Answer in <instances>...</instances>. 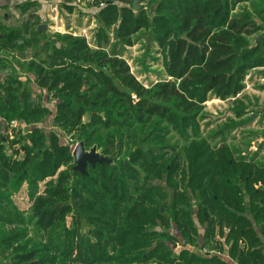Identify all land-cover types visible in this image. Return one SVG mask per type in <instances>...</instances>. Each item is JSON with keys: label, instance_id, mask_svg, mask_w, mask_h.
<instances>
[{"label": "trees", "instance_id": "obj_1", "mask_svg": "<svg viewBox=\"0 0 264 264\" xmlns=\"http://www.w3.org/2000/svg\"><path fill=\"white\" fill-rule=\"evenodd\" d=\"M104 1L96 14L100 26L93 47L85 38L57 35L29 63L33 83L13 69L0 87V131L3 120L30 126L9 146L0 132V204L11 203L27 183L30 224L47 237L30 245L31 240L24 243L27 229L0 227V264H146L156 258L171 264H222L188 250L172 254L166 242L173 237L156 230L172 221L183 247L196 245L195 216L207 227L205 239L215 235L217 226L230 230L231 254L239 264H264V241L251 220L264 238V158H235L198 137L210 96L236 98L249 73L264 68V0H154L149 13L135 10L136 0ZM243 2L250 8L236 12ZM142 31L160 48L166 74L148 87L117 50L132 46ZM8 36L0 51L9 45L21 54L28 43ZM43 53L49 57L40 58ZM42 90L57 98L55 107L50 99L46 105ZM33 92L39 93L37 101ZM50 115L54 127L78 134L85 148L96 146L114 165L90 166L87 175L73 169L58 173L70 152L54 131L46 137L37 126ZM174 136L185 144L181 155L189 177L184 193L174 191L167 205L168 193L146 183L137 187L145 190L141 201H134L126 180V173L134 180V166L165 177L172 186L182 168L179 157L167 158V148L161 156L150 145L166 144ZM47 178L41 193L38 185ZM83 223L89 226L87 234ZM157 238L162 239L153 247Z\"/></svg>", "mask_w": 264, "mask_h": 264}, {"label": "rangeland", "instance_id": "obj_2", "mask_svg": "<svg viewBox=\"0 0 264 264\" xmlns=\"http://www.w3.org/2000/svg\"><path fill=\"white\" fill-rule=\"evenodd\" d=\"M65 3V6H67L68 12H75L73 15H69V19H72L70 22H65L66 26H63V29L56 27L58 25V17L56 16L54 22V32L51 33L50 40L52 43L54 40L56 41L57 35H66V34H72L74 37H81L85 38L89 45L91 47L94 46L95 41V33L96 30L99 29V23L96 21H92L89 18L90 17H84L85 11H93L97 14L99 10L103 7L101 5H98L96 3L92 4L91 0H62ZM154 0H136L134 3H136L137 8L136 11H140L141 9H144L146 12H150L152 8ZM69 3V4H66ZM134 6V4H133ZM244 8H250V2H243L238 7L236 12L242 11ZM63 12V17H65V14ZM95 14V15H96ZM68 17V16H66ZM79 19H82L83 23L80 26L77 22ZM69 23V24H68ZM80 27H78V25ZM72 26H77L76 32H69L68 28ZM11 35L14 37V32L11 31ZM8 36V40H10L12 37ZM20 37V39H24L28 45L32 46L31 52L29 51L28 54H26L28 57L33 58L38 51L47 43L46 41H43L38 38H30L25 39L21 37V35H17ZM112 36V44H114V35L111 33ZM16 37V36H15ZM12 40V39H11ZM256 37L252 38V42L255 43ZM114 45H112L113 49ZM2 55H4V59H7L8 54L14 55V58L19 57V52L17 49L15 50L9 45L1 47ZM116 49V48H115ZM108 50V49H107ZM117 50L119 53L122 54L123 58L128 62L129 66L131 67V72L137 77V79L143 83L146 87L150 86L153 83L158 82L161 78L165 79V69L163 67V56L160 51V48L154 43V41L151 40V37L148 33H144V31L140 32L136 36L133 37V44L132 46H128L126 48L117 47ZM35 51V52H34ZM49 54H41L39 57L42 59H47ZM26 58V57H25ZM31 61V59H30ZM25 64L24 68L22 67L19 69V75L23 73V75L27 76L32 82L35 80V76L32 74V72L29 69V63ZM255 72V74H254ZM264 76V70L261 68L255 69L254 71L250 72L249 75L246 77L245 80V86H247V89L245 93L241 95V97L238 98H232L228 100H220L216 98L215 96L211 95L208 102L205 104V110L202 115V120L200 122L201 130H200V136L199 138L206 139L208 142V145L212 149H216L218 151L222 150H229L235 158L248 156V159H252L254 155L259 154V159L264 158V148H262V142L264 141V99L259 100L256 102L255 98H253V95H257L256 91L262 92L264 90V80L261 81L260 78ZM39 93L33 92V99L37 101V96ZM42 97L44 99V102L48 104V100L50 99L52 103H50V107H55V105L59 102L55 96L52 94H49L46 90H42ZM264 97V96H262ZM47 101V102H46ZM247 110V111H246ZM55 113V112H54ZM53 113V114H54ZM254 115H256L254 117ZM251 118V119H250ZM250 119V120H249ZM249 120V121H248ZM37 126L41 127L45 130L47 133L46 137H49V135L54 131L58 137L60 144L68 147L70 152V158L68 161H63V164L61 165V168L58 170V173L65 171L67 169H72L74 171V168L76 166V158L74 157V151L78 144H80L81 141L78 138V134L71 133V134H64L61 132L60 129L57 127H54L52 122L51 115L47 117L44 121L39 123ZM28 129H30L29 125L24 124V132H27ZM23 135V134H22ZM24 136V135H23ZM171 139V138H170ZM202 139H197L198 141ZM196 140V138H192L191 141ZM22 142L21 144L23 145ZM84 143V142H83ZM181 145L180 149H177L176 152L173 150L176 146ZM184 141L181 140L179 137L174 136L172 140H169L166 144H152L150 145V149L159 150V154L162 156L164 154V151H162L163 148H167V158L171 157H179V160L181 161L182 168L177 172V174H174L172 177V186H170L168 183L169 181L166 180V178H157L152 176V174H148L143 169H141L139 166H134L137 169V172L135 174L134 180L131 179L128 176V173H126V180L133 190L131 193H134L135 200L134 201H141L139 199V196L144 194L145 190H138L145 187V184L148 183L150 186H161L167 193L168 197L165 199V202L167 205L171 201V197L174 193V191H178L179 193H184V183L188 185V173H187V167L188 163L186 158L182 156L181 150L184 147ZM96 147V146H93ZM93 147H86V151L89 152ZM97 148V147H96ZM142 149L147 153V148ZM98 153L103 155L100 150H98ZM181 155V156H180ZM104 156V155H103ZM20 159L23 158V154L19 156ZM108 158V157H107ZM110 159V158H108ZM114 165L112 162L110 165ZM98 165V164H97ZM96 165V167H97ZM90 167V166H88ZM95 167V168H96ZM90 168H87V173L89 174ZM166 176V175H165ZM58 175L55 176L53 179L57 180ZM51 178H47L45 182L40 183L39 191L42 193L45 189V183L50 181ZM71 184H75L74 182H71ZM177 187V188H175ZM187 195V193H186ZM190 195V194H189ZM138 196V197H137ZM12 203V204H11ZM11 203H3L0 204V227H4L5 229H14V228H23L27 229L28 235L26 238L27 243L30 245L43 242L44 239H46V234L44 232L37 231L31 224H30V199L28 196V185L27 183L24 184L22 189L19 193L15 194L11 198ZM170 205V204H169ZM194 221L196 223L197 227V239L195 240L200 245L199 248L202 247L201 239L204 238L205 230L207 229L206 226L201 224L198 220V218L195 216ZM12 223V224H11ZM67 227H72V219L69 216L67 218ZM89 226L86 223H83L82 225V232L83 234H87ZM206 228V229H205ZM158 232L166 231L169 233L170 236L173 237V240H165L167 241L166 247L168 250L174 254L179 255L180 252L183 251V240L181 238L180 232L178 231L176 224L172 221H170V225L168 228L164 229L160 226L156 228ZM204 232L202 233V231ZM218 230V228H217ZM162 238H157L154 242L153 247L156 246V244L161 240ZM217 240V239H215ZM212 243V241H211ZM197 248V251H201V249ZM205 248V247H204ZM207 251L208 248H205ZM215 250V251H213ZM211 252L214 254H217V249H213ZM148 250H146L147 252ZM150 251V250H149ZM140 264V263H137ZM146 264H171L167 261L161 260L160 258H156L154 260H151L150 262ZM177 264V263H176Z\"/></svg>", "mask_w": 264, "mask_h": 264}, {"label": "crops", "instance_id": "obj_3", "mask_svg": "<svg viewBox=\"0 0 264 264\" xmlns=\"http://www.w3.org/2000/svg\"><path fill=\"white\" fill-rule=\"evenodd\" d=\"M69 4V3H66ZM67 6H65V3L62 0H0V45L4 43L3 37L5 33L11 31L14 32V37L11 35V39H14L15 36L21 35L23 38H27L30 40V38H39L40 41H46L47 43H50V35L52 32H54V20L56 16L58 17V25L56 27H59L63 29V26H66L65 22H70L73 20L69 19V15L75 12H68L65 13L67 10ZM94 10V9H93ZM85 11L86 13L84 14L83 18L85 17H90L89 19L92 21H96V13L94 11ZM63 12L66 14L65 17H63ZM98 14V13H97ZM68 16V17H66ZM80 26L82 25L83 21L82 19H79L77 22ZM69 24V23H68ZM77 24V25H78ZM46 25V29H41L40 27ZM78 25V27H80ZM77 26H72L69 27L68 31L69 32H76ZM43 33L40 37H37L36 35ZM10 39V40H11ZM25 41L21 40L20 44H23ZM31 45V44H30ZM26 44V47L24 48L23 52L19 54L18 58H14L13 53L8 54L7 59H4V55H2V52L0 51L1 54V67H0V87L4 84V82L7 80V78L16 70L19 73V69L22 67L24 68L25 64L28 63L31 59V61L34 59L31 57H28L26 54L32 50V46ZM35 52V51H34ZM26 57V58H25ZM4 60V61H2ZM30 61V62H31ZM264 70V68H261ZM255 74V72H254ZM21 80H27V76L23 75V73L20 75ZM261 81L264 80V76L260 78ZM33 82H30V84ZM247 89V86H245L244 91L238 95L236 98L241 97L243 93H245ZM40 91V90H39ZM257 95H253L257 101L264 99V90L262 92L256 91ZM247 111V110H246ZM256 115H254L255 117ZM7 122L4 120L2 121V127H1V133L4 134V140H6L8 146L13 139L8 137L7 135ZM24 134V127L19 129L18 134L16 137L19 135ZM253 225H254V230L256 234L264 241V238L261 236L260 228L256 225L255 221L253 218H251ZM206 226V225H204ZM207 228V227H206ZM205 228V229H206ZM218 228V230H217ZM215 230V235L210 238H206V233L207 229L205 230L204 233V238L201 239V244H202V249L199 248L200 245L196 243V245H188L187 247H183V250H188L189 252L203 256L205 258L209 257H216L220 263L222 264H239L237 257H234L231 254V245L232 242L228 240V234H229V229L224 228L223 232L220 230V227L217 226ZM204 230L202 231V233ZM217 239V240H215ZM212 241V243H211ZM208 248L209 254H204L203 251L206 250L205 248ZM199 248L201 251H197L196 249ZM217 249V254H214L211 252V250ZM215 251V250H213Z\"/></svg>", "mask_w": 264, "mask_h": 264}, {"label": "water", "instance_id": "obj_4", "mask_svg": "<svg viewBox=\"0 0 264 264\" xmlns=\"http://www.w3.org/2000/svg\"><path fill=\"white\" fill-rule=\"evenodd\" d=\"M134 8H137L136 3H134ZM45 27L46 25L41 26L40 30L46 29ZM74 157L76 158V166L74 171L80 172L84 175L88 174V166L95 168L97 164H111L113 162L111 159H108L107 157L98 153L96 147H93L89 152H87L83 142L78 144L76 147L74 151Z\"/></svg>", "mask_w": 264, "mask_h": 264}, {"label": "built area", "instance_id": "obj_5", "mask_svg": "<svg viewBox=\"0 0 264 264\" xmlns=\"http://www.w3.org/2000/svg\"><path fill=\"white\" fill-rule=\"evenodd\" d=\"M92 4L94 3H97L96 0H91ZM99 5H101V7H105L106 5V1H101L99 3ZM0 59H1V54H0ZM0 67H1V64H0ZM8 129H7V135L8 137H10L11 139H15L16 138V135L18 134V131L19 129H21L22 127H24V124L16 121V120H13V121H10L8 124ZM204 254H209V252L207 250H204L203 251Z\"/></svg>", "mask_w": 264, "mask_h": 264}]
</instances>
